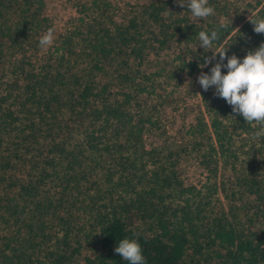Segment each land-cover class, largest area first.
<instances>
[{"label": "trees", "instance_id": "1", "mask_svg": "<svg viewBox=\"0 0 264 264\" xmlns=\"http://www.w3.org/2000/svg\"><path fill=\"white\" fill-rule=\"evenodd\" d=\"M44 2L0 0V264H129L114 251L124 238L146 264H264L259 126L199 84L208 119L195 115L172 148L143 142L160 129L148 99L166 88L147 55L183 45L163 74L198 81L220 62L201 68L214 52L193 48L198 33L217 30L213 49L242 60L264 43L250 22L264 18V0L248 11L209 0L206 20L176 0L131 13L118 0H75L47 51ZM183 161L203 178L186 180Z\"/></svg>", "mask_w": 264, "mask_h": 264}, {"label": "clouds", "instance_id": "2", "mask_svg": "<svg viewBox=\"0 0 264 264\" xmlns=\"http://www.w3.org/2000/svg\"><path fill=\"white\" fill-rule=\"evenodd\" d=\"M180 7L187 6L193 17L206 20L215 14L213 6L209 5V0H176ZM254 25V32L264 34V18L250 19ZM224 27V25H221ZM218 31L213 30L209 35L205 31L198 33L201 47L205 51L212 50L214 55L208 59L207 66L212 59L219 57V61L211 67V74L201 73L198 82L204 89L215 88V95L224 99L232 107L234 113L242 116L247 124H251L258 130L252 134L253 140L264 137V43L256 49L247 52L241 60L235 54L227 56L226 49H213V42L218 40ZM55 41V29L49 28L39 40V47L47 51ZM227 60L226 64L222 62ZM222 68L227 69V73H222ZM123 260L129 264H146L142 253V247L136 240L124 238L119 241L114 249Z\"/></svg>", "mask_w": 264, "mask_h": 264}, {"label": "rangeland", "instance_id": "3", "mask_svg": "<svg viewBox=\"0 0 264 264\" xmlns=\"http://www.w3.org/2000/svg\"><path fill=\"white\" fill-rule=\"evenodd\" d=\"M146 0H118L123 12L131 13L137 6L145 2ZM246 7L248 11L251 5H254L256 0H233ZM77 4L75 0H45L44 11L49 15L52 21V27L55 29V37L63 29L68 20L77 14ZM199 45H194L193 48H197ZM184 50L183 45L177 46V44L168 49L161 50L159 54H148L143 62V66L151 71L161 70L162 73H158L156 76V83H162L164 87V94L160 96L152 95L150 100L152 105L151 119L158 118L157 126L160 129L151 126L152 130L147 131L143 135V142L145 147L150 148L152 146H161L172 148L174 144L179 142V133L181 127L186 126L189 122L194 120L195 115H202L205 119H208V113L204 106L200 93L201 89L197 81L196 75L182 74L181 81L178 84L175 83V78L168 76L165 78L166 73L172 67H175L174 55L179 51ZM168 80V81H165ZM158 85V84H157ZM166 90V91H165ZM160 91V87L157 88V92ZM159 94V93H158ZM165 96L166 101H162V96ZM150 104V103H149ZM147 111L144 110V113ZM163 130V131H162ZM178 135V136H177ZM188 161H183L181 166H184V177L186 180L198 182V179L203 178V173H199V169L194 164L187 165ZM217 180L218 177H217ZM79 264H83L82 260Z\"/></svg>", "mask_w": 264, "mask_h": 264}]
</instances>
